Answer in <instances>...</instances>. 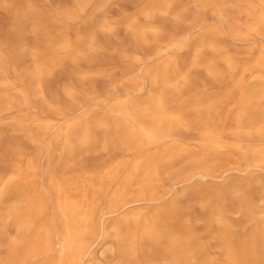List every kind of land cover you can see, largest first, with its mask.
Instances as JSON below:
<instances>
[{"label":"rangeland","instance_id":"obj_1","mask_svg":"<svg viewBox=\"0 0 264 264\" xmlns=\"http://www.w3.org/2000/svg\"><path fill=\"white\" fill-rule=\"evenodd\" d=\"M263 86L264 0H224L214 8L193 0H0V264L19 238L13 215L25 202L3 186L5 176L29 163V180L41 189L51 175H81L104 189L111 179L98 175L139 154L125 149L131 121L116 103L148 119L157 97L181 117L167 142L183 150L160 170L165 220L193 237L209 264L229 262L223 235L255 259L264 169H245V160L258 156L246 150L255 134L234 128L233 118L240 95ZM208 119L223 145L209 151L206 161L215 165L202 178L191 165L206 157ZM51 192L47 214L54 211ZM129 207L154 210L144 202ZM106 230L93 264H119L131 251L116 226ZM170 257L161 242L139 247L134 260L173 264Z\"/></svg>","mask_w":264,"mask_h":264},{"label":"bare ground","instance_id":"obj_2","mask_svg":"<svg viewBox=\"0 0 264 264\" xmlns=\"http://www.w3.org/2000/svg\"><path fill=\"white\" fill-rule=\"evenodd\" d=\"M193 1L201 7L214 8L224 0ZM256 93V90L247 89L240 95L238 109L233 118L234 128L248 127L255 134V137L249 139L253 144L248 145L246 150L258 156L252 159L251 163L245 160V169H264V162L257 163L264 160V89ZM257 99H260L259 103L256 102ZM115 108L131 121L123 140L125 149L136 152L139 150V154L130 161L119 160L102 176L98 175L106 180L111 179L110 181L119 176L116 186H112L109 193H106V190L110 181H105L104 189L103 184L93 188L91 181L84 184L85 179H79L81 175L62 178H54L51 175L47 188L41 189L29 180L32 169L29 163L26 164V171L21 169V166H15L16 168L5 176L3 186H6L15 198L20 199L19 201H25L13 215L19 238L14 241L11 255L5 264H93L95 247L102 244L107 237L106 229L109 225L116 226V236L126 238L122 241H130L128 248L131 251L120 256L119 264H137L134 257L139 247L161 242L166 243V249L171 256L169 259L173 264H209L193 237L169 225L162 215L167 214V203L162 197L164 189L161 185L160 170L166 165L171 166L170 158L183 150L181 144L167 142L173 129L181 122L180 114L177 111H168L160 97L153 99L151 110H148V119L147 114L141 115L138 109L132 113L124 102H117ZM212 120L208 119L204 123L206 138L203 140L202 155L206 157H201V160L191 165L192 169L199 170L197 174L202 178L210 175L215 165L206 161L207 157L211 156L209 151L223 145L218 139L217 122ZM148 146H161V151L141 153L142 149ZM236 146L241 148L240 145ZM14 179H18L15 180L18 182L14 183ZM49 188L53 195L54 211L47 214ZM140 202L154 207V210L145 214L130 209L129 205ZM102 203L106 206L101 207ZM261 221L256 239L259 248L254 250L255 259L248 257L249 253L244 250L243 243L239 242L234 248L226 235H223L228 264H253L251 260L254 264H264V219ZM121 225L124 227L122 234L118 229ZM243 257L245 260H242Z\"/></svg>","mask_w":264,"mask_h":264}]
</instances>
